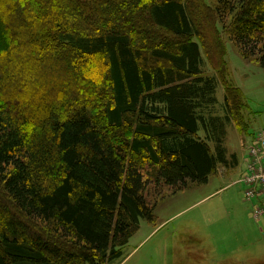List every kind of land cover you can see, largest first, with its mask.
I'll list each match as a JSON object with an SVG mask.
<instances>
[{
	"label": "trees",
	"instance_id": "trees-1",
	"mask_svg": "<svg viewBox=\"0 0 264 264\" xmlns=\"http://www.w3.org/2000/svg\"><path fill=\"white\" fill-rule=\"evenodd\" d=\"M223 1L214 22L202 0H0V264H114L150 184L238 167L250 107L226 77L219 100L197 39L223 56L221 23L264 68V0Z\"/></svg>",
	"mask_w": 264,
	"mask_h": 264
},
{
	"label": "rangeland",
	"instance_id": "rangeland-1",
	"mask_svg": "<svg viewBox=\"0 0 264 264\" xmlns=\"http://www.w3.org/2000/svg\"><path fill=\"white\" fill-rule=\"evenodd\" d=\"M225 1L230 5L236 2ZM220 3L223 5L224 1L202 0L200 20L209 16L212 21L219 22L216 9ZM220 13L226 21L230 20L228 14ZM218 28L226 48L223 56L208 52L207 45L197 41L204 57L203 75H217L220 80L219 100L224 99L221 77H226L242 88L249 104L250 108L246 110L251 122L249 132L242 133L234 125L228 127L226 144L230 153L238 154L239 165L235 168L220 165L208 183H190L178 191L165 185L150 184L146 194L152 203H157L156 219L141 220L139 230L123 249V257L114 264H264V213L261 211L264 207L260 204L263 198L253 196L248 199L245 195L251 188V179H248V186L245 184L249 176L246 167L249 161L251 163L247 151L249 139L252 134L264 130V68L255 58L244 59L226 27L218 23ZM210 41L209 48L216 47L212 39ZM34 56L31 54L32 60ZM221 57L228 70L222 75L219 71ZM49 65L50 70L40 68L47 75L54 72V65ZM52 82L56 85V79L52 78ZM13 83L19 84L15 79ZM250 132L252 134L246 136Z\"/></svg>",
	"mask_w": 264,
	"mask_h": 264
},
{
	"label": "built area",
	"instance_id": "built-area-1",
	"mask_svg": "<svg viewBox=\"0 0 264 264\" xmlns=\"http://www.w3.org/2000/svg\"><path fill=\"white\" fill-rule=\"evenodd\" d=\"M249 141L250 145L247 151L251 163L249 161L246 167L248 168L249 176L245 184L248 186V179H251V188L247 190L245 195L248 199L253 196L262 197L263 200H261L260 204L264 207V130L256 132ZM261 211L264 213V209H261Z\"/></svg>",
	"mask_w": 264,
	"mask_h": 264
},
{
	"label": "crops",
	"instance_id": "crops-1",
	"mask_svg": "<svg viewBox=\"0 0 264 264\" xmlns=\"http://www.w3.org/2000/svg\"><path fill=\"white\" fill-rule=\"evenodd\" d=\"M239 162H240V158H239Z\"/></svg>",
	"mask_w": 264,
	"mask_h": 264
}]
</instances>
